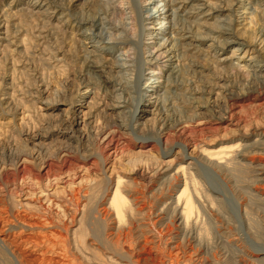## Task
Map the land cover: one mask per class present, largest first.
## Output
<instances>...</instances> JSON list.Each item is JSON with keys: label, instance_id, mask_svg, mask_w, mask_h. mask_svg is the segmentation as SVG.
<instances>
[{"label": "rangeland", "instance_id": "374dc122", "mask_svg": "<svg viewBox=\"0 0 264 264\" xmlns=\"http://www.w3.org/2000/svg\"><path fill=\"white\" fill-rule=\"evenodd\" d=\"M145 1L0 0V264H264V0Z\"/></svg>", "mask_w": 264, "mask_h": 264}, {"label": "bare ground", "instance_id": "6f19581e", "mask_svg": "<svg viewBox=\"0 0 264 264\" xmlns=\"http://www.w3.org/2000/svg\"><path fill=\"white\" fill-rule=\"evenodd\" d=\"M155 2H156V0H146L145 2H143V7H144V9L145 10H147V9H149L153 4L155 5ZM164 6V5H163ZM153 7V6H152ZM166 9V8H165ZM159 10V9H158ZM157 9L156 10H153L152 12H150V14H148V17H149V20H155L157 17H158V15H160V12L158 11ZM163 18V17H162ZM141 23H142V20H141ZM153 23V22H152ZM161 27H163V26H161ZM172 33V32H171ZM163 47V46H162ZM161 49V48H160ZM237 50V49H236ZM166 52V51H165ZM164 53V52H163ZM155 54V53H154ZM173 54V53H172ZM160 55V54H159ZM162 55V54H161ZM160 55V56H161ZM152 56V55H151ZM154 57V56H153ZM152 58V57H151ZM157 58V57H156ZM159 59H160V57H158ZM163 58V57H162ZM170 58V57H169ZM159 59H158V61H159ZM156 60V59H155ZM158 61H156V62H158ZM160 61H161V59H160ZM171 61V60H170ZM151 82V81H150ZM147 88V87H146ZM140 94V93H139ZM141 96H142V94H141ZM184 192V191H183ZM180 196V195H179ZM178 196V197H179ZM180 200V199H179ZM187 203V202H186ZM133 209V208H132ZM129 210V209H128ZM133 215V214H132ZM1 232V231H0ZM7 235H9V234H7ZM7 235H6V233L5 232H2L1 233V236L2 237H0V244L1 243H4V242H6V240L7 241H9V238L7 237ZM10 236V235H9ZM6 245V244H5ZM7 249V248H6ZM15 249H17V247L15 248ZM12 250V249H11ZM7 251L8 252H10L11 254L12 253H14V252H11L10 250H9V248L7 249ZM20 251V250H19ZM19 253V252H18ZM20 253H22V251L20 252ZM15 254H13V256H14ZM15 257V256H14ZM13 257V258H14ZM23 257V256H22ZM25 257V256H24ZM17 258V257H16ZM264 259V258H263ZM16 260H18V259H16ZM31 262V261H30ZM32 263V262H31ZM20 264V263H19Z\"/></svg>", "mask_w": 264, "mask_h": 264}]
</instances>
